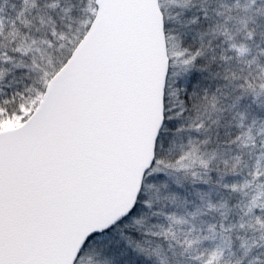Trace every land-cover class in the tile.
Returning <instances> with one entry per match:
<instances>
[{
  "label": "snow or ice",
  "instance_id": "6c2138e0",
  "mask_svg": "<svg viewBox=\"0 0 264 264\" xmlns=\"http://www.w3.org/2000/svg\"><path fill=\"white\" fill-rule=\"evenodd\" d=\"M0 264H264V0H0Z\"/></svg>",
  "mask_w": 264,
  "mask_h": 264
}]
</instances>
